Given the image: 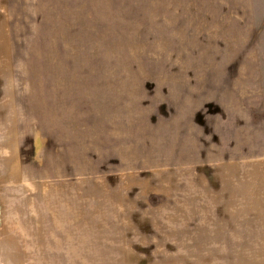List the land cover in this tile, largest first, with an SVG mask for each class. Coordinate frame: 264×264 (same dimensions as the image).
<instances>
[{"label": "rangeland", "instance_id": "obj_1", "mask_svg": "<svg viewBox=\"0 0 264 264\" xmlns=\"http://www.w3.org/2000/svg\"><path fill=\"white\" fill-rule=\"evenodd\" d=\"M263 155L264 0H0V264H264L187 232Z\"/></svg>", "mask_w": 264, "mask_h": 264}, {"label": "crops", "instance_id": "obj_2", "mask_svg": "<svg viewBox=\"0 0 264 264\" xmlns=\"http://www.w3.org/2000/svg\"><path fill=\"white\" fill-rule=\"evenodd\" d=\"M218 165L210 177L209 173L200 172L193 182L188 180L187 195L201 198L199 202L206 209L195 210L193 206L191 212L188 206V236L198 238L196 243L231 244L235 256L236 245H259L258 251L246 254L245 259L264 260V155ZM216 211L218 214L213 215ZM192 219H199V223L192 226ZM207 220H211L209 230L215 239H204ZM260 252V257H254Z\"/></svg>", "mask_w": 264, "mask_h": 264}]
</instances>
